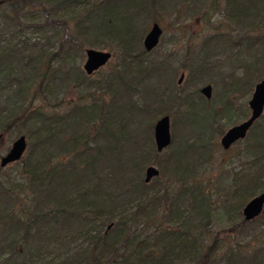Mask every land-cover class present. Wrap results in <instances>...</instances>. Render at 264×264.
Returning <instances> with one entry per match:
<instances>
[{
	"label": "trees",
	"instance_id": "trees-1",
	"mask_svg": "<svg viewBox=\"0 0 264 264\" xmlns=\"http://www.w3.org/2000/svg\"><path fill=\"white\" fill-rule=\"evenodd\" d=\"M178 1L53 0L47 6L36 0H0V20L13 25L20 22L23 12L38 9L44 15L46 27L61 26L63 34L57 39L59 48L48 59L37 47L28 50L7 45L6 50L0 49V133L4 135L23 126L25 130L32 128L35 136L31 160L23 165L20 173L21 184L9 187L0 179V203H4L0 208V260L7 258L4 264H35L39 254L49 247H57L60 239L68 249L73 247V256L60 263L44 259H39V263L178 264L180 255L192 246L191 242L195 244L193 235L202 227L209 233L206 228L211 224L213 209L210 190L199 184L193 189L188 187L189 191L182 190V186L197 183L192 170L195 163L189 161L195 152L191 154L189 147L183 144L185 150L178 147L162 162L159 155L152 157L150 153L151 135L145 137L149 144L145 142L135 151L127 146L133 142L131 123L151 114L149 105L139 108L130 95L139 92L154 101L157 93L153 83L165 71L162 64L146 67L147 60L141 59L149 53L138 45L136 23L139 18L168 12L171 4ZM205 1L208 0H196L193 5L199 6ZM221 1L213 0L212 7L221 11ZM225 2L227 7L223 14L235 20L240 38L226 46H245L254 62V67L248 65L247 71L234 79L226 91L228 94H251L256 84L254 77L264 68V0ZM70 9L76 17L71 20L74 35L64 18L56 20L59 11ZM196 14L194 11L193 17ZM3 35L0 31V43ZM105 37L116 41L123 56V70L105 89L111 92L109 103L104 101L106 94L103 99L98 98L94 92L96 88L88 83L89 78L80 67L66 73L61 64L63 57L68 59L71 53L81 55L88 49L101 47L99 42ZM217 46L213 41L205 44V49L211 52ZM208 52L204 51L203 60L191 67L192 74L205 73V68L210 72L213 62L207 60ZM55 62L59 63L57 67ZM60 77L64 88L69 89L74 81L79 88L87 87L88 94L63 116L52 115L64 105L58 99L48 110H32L41 89H45L43 93L47 96L51 93L49 87L56 88ZM34 87L38 91L32 97ZM88 97L92 99L89 106L85 104ZM158 97L161 102L162 95ZM191 98L186 96L183 101L189 105ZM226 103L230 119L228 110L233 111L234 106ZM199 106L192 103V113L201 109ZM201 115L202 131L198 132L205 136L218 116L213 112ZM148 128L152 132L153 123ZM253 134L246 150L254 156L247 163L251 172L243 171L234 177L231 198L236 202L227 207L234 220L258 191H264V130ZM181 154L185 155L183 162L178 160ZM62 157H65L63 161H56L54 166V160ZM155 163L162 170L161 180L147 184L144 170ZM255 167H258L255 175H250ZM167 178L176 181L181 191L176 193L174 200L170 198L171 184ZM158 217L163 218L164 225H173L183 232H169L158 227L162 231L156 235L159 239L155 238L154 248L150 249L147 243L154 237L148 234L141 239V234L133 233V228L134 225H155ZM239 220L235 225L241 232L245 225ZM218 245H213L211 251H216ZM234 252L225 256L226 264H264L262 251L249 256L238 247ZM211 259V253L204 254L197 264H209Z\"/></svg>",
	"mask_w": 264,
	"mask_h": 264
},
{
	"label": "rangeland",
	"instance_id": "rangeland-1",
	"mask_svg": "<svg viewBox=\"0 0 264 264\" xmlns=\"http://www.w3.org/2000/svg\"><path fill=\"white\" fill-rule=\"evenodd\" d=\"M51 1L53 0H36V3H42L48 6L49 3H52ZM188 1L179 0L176 4H171L168 12L157 14L156 17L151 15L139 18L136 23L138 28L137 31H139L137 41L142 50H144L143 41L154 25H159L161 30H163V36L160 40L159 47L152 51V53H149L148 56L141 59L143 61L147 60L146 67L155 68L160 67L162 64L161 67H163L165 71L162 72V77L160 76V79H155L153 83L157 93V96L153 99L154 101L151 99L148 100L149 98L142 96L139 92L130 95L134 100L133 103L139 108L140 106L144 107L149 105L148 107L151 109V114L150 117H144V115L140 116L138 117L139 119L131 123L132 136L130 139H132L133 142L127 144V146L130 150L135 151L134 149L136 147H141L145 144V137L151 135L153 140H151L150 144L148 141L146 142L150 146V153L152 157L159 155V160L162 162L168 160L169 155H171L174 150H177L178 147L182 146L181 150H185L183 144L189 147V152H191V154L195 152L190 157L192 160L189 161L195 163L192 170L197 176V183L195 185L188 184L187 187L182 186V190L184 191L186 188L189 191L191 188L197 187L196 185L198 184L201 188L204 187V189H206L207 187L210 190L209 196L213 202L211 224L206 228L209 233L202 227L196 232V235H193L196 245H193V241L191 242L192 246L180 255L178 264H197L199 260H201V257L207 253H211L212 255V259L210 260L212 264H226L225 256L234 252L238 247H240L242 253H246L249 256L258 251L264 253V216L250 225L244 224L246 227L243 226L244 229L240 232L236 229L235 224H237V222H235L233 217L231 218L227 208L232 203L236 202L234 198H231L232 191L234 190V177L237 174L241 175L243 171L246 173L251 172L248 169L247 163H250L254 156L246 151L248 147L247 144L250 142L249 139L251 140L253 138V133H261V131L264 130V115L258 121L256 128L250 130L249 136L245 140L240 141L229 151H225L223 146H221V140L224 134L229 129L247 121L251 116L252 113L249 108V101L254 94L255 87L264 79V68H262V71L257 77H254L256 84L251 94H245L244 92H241V94H228L226 87L232 84L234 79L241 77L247 71L248 65L254 67L253 58L249 56V51L245 46L238 47L232 46L231 44L228 45V47L226 46L227 43L240 41V38L238 37L239 27L234 23L235 20L233 21L232 18H228L223 14V10H226L227 7L225 0L221 1V11H219L220 8L217 9L215 5V8L212 7L213 0L201 2L199 6L193 5V2L196 0ZM201 6H204V8L201 9ZM194 11L198 13L196 17H193ZM59 13L56 20H59L60 17L64 18L69 25L71 34L74 35V23L73 21L71 22V20L76 18L75 12H72L70 9L59 11ZM19 17L20 22L13 24L15 26L10 25L11 23L8 24L7 21L0 20V31L4 34V40L0 43V49L6 50L5 47L7 45H12L13 47L19 46L27 48L28 50L32 47H37L43 51L47 59L50 58L52 54L56 53V50L59 48L58 44H60L57 39L63 35L61 26L56 27L52 25L46 27L48 25L45 23L44 15L38 9L31 11L27 10V12H23ZM213 41L217 43L218 46L213 47V50L208 52L207 50L210 49L207 48L206 50L205 44ZM99 43L102 46L94 49L112 54L113 59L104 69L95 73L93 77H88L83 71V65L87 60L86 52H83L81 55H77L76 52L71 53L69 55L70 57H67L68 59L63 57L61 64H63L66 73L72 72L74 67V69L80 67L85 76L89 78L88 83H91V86L96 88L94 92L97 93L98 98L103 99V95L106 94L107 96H104V101L109 103V100H111V92H106L105 89L108 87L109 83H112L111 81L116 80L119 71L123 70V56L122 53H120L118 45H116V41L111 40L109 37H105L104 40ZM141 49L139 51H141ZM204 51L210 53L207 54L209 55L207 56V60L213 62L212 70L210 69L208 73L206 71L209 69L205 68V73L192 74L191 67L195 66L198 60H203L205 55ZM135 56L137 57V55ZM57 64L59 63L55 62V67H57ZM23 74H25V72H23ZM182 75H184V79L180 85L179 82ZM61 79L62 77L58 79L56 88L54 85L49 87L51 93H47V96L43 93L45 89H41L39 98L34 102L35 104H33L32 110H48L49 106L53 105V103H57L56 101L58 99L60 102L64 103V105L62 108L54 110L52 115L56 114L58 116H63L65 113L70 112L74 105L80 103L81 97H85L88 94L89 90H85L87 87L79 88L74 81L69 89L64 88L61 85ZM206 86L212 87L213 97L210 101L204 98L201 93V90ZM100 89H102V92ZM37 91V87L32 89V97ZM159 94L162 95L161 102L158 97L160 96ZM130 96L127 95V97ZM186 96L192 97L189 103L190 106L186 104L187 102L183 101ZM227 101L234 106V108H232L233 111L228 110V113L231 114L230 119L227 118V110L225 109ZM194 102L202 107L199 106L201 109L194 110L192 113L191 104ZM91 103V98L88 97L85 99L86 105L89 106ZM181 111L184 114H182ZM212 112L215 115L217 114L218 118L215 119L211 128H209L208 131L206 130L207 135L204 136L201 132H198L202 131L200 125L202 122L201 114H211ZM166 113L167 115H165ZM212 116L213 115H211V119ZM156 117L159 118L156 119ZM164 117H169L171 121L172 144L162 153H159L156 149L154 131L156 124ZM151 123H153L152 132L148 130V126L151 125ZM142 125L144 126L141 127ZM147 131H149V133ZM21 135L26 136L28 144V148L22 160L12 163L6 168L0 167V179L6 184H9V187L21 184L22 177L20 173L23 165L31 160L35 147L33 129L25 130L23 126L15 127V129L10 130L9 133H4L3 140L0 143L1 163V158L10 151L13 143L20 138ZM184 156L182 154L179 156V162L180 160L183 162L184 159H182V157L184 158ZM152 157L150 156V158ZM64 158L65 157L55 159L53 162L54 166L56 161H63ZM66 159L68 160L69 158L66 156ZM151 166H155L160 170V167L156 163L148 165L144 170V175H146V169ZM257 168L258 167H255V171L253 170L250 175H255L258 170ZM161 174L162 170H160V175ZM159 176L155 177L151 183L161 180ZM167 179L171 184L170 198L173 197L174 200L176 193H179L180 190L178 185L175 184L176 181L171 178ZM261 192L262 191H258L256 195H259ZM3 204L2 202L0 203V208H2ZM5 206H7V204H5ZM185 215L188 217V213ZM163 223V218L158 217L155 225H134L133 233L141 234V239H145L148 234L153 236L154 238L147 243V247L152 249L154 248L153 245L156 243L155 238H158L156 235L162 230L183 232L180 228L177 229L173 225H164ZM158 227H162V230ZM64 244H66L65 241L60 239L57 247H49L44 253L39 254L38 259H36L34 263L41 264L39 263V259H44L46 262L56 260V262L60 263L70 258L74 253V251L71 250L73 247L68 249ZM216 244H219V248L216 251H211L212 246ZM6 259L7 258L0 260V264H4Z\"/></svg>",
	"mask_w": 264,
	"mask_h": 264
},
{
	"label": "water",
	"instance_id": "water-1",
	"mask_svg": "<svg viewBox=\"0 0 264 264\" xmlns=\"http://www.w3.org/2000/svg\"><path fill=\"white\" fill-rule=\"evenodd\" d=\"M163 36V30H161L159 25H154L151 28V31L147 34L144 39V50L147 53H152L160 45V40ZM87 60L85 62L83 71L88 77H93L95 73L104 69L107 64L113 59V55L108 52H101L98 50H87L86 51ZM184 76L180 80V85ZM201 93L204 98L211 100L213 97L212 87L206 86L201 90ZM249 107L251 111V117L239 124V126L233 127L224 134V137L221 140V146L225 150H229L234 143L238 142L241 139H245L248 136L249 130L254 127L255 123L260 120L264 115V79L255 87L254 94L249 101ZM171 121L169 117H164L160 120L154 131V138L156 149L159 153H162L172 144L171 137ZM4 135L0 133V143L3 140ZM28 148L26 136L21 135L11 147L10 151L1 158L0 167L6 168L12 163L19 162L22 160L24 153ZM160 175V170L155 166L148 167L146 169L145 180L147 184ZM244 216L248 221H252L255 218L259 217L264 211V191L259 195L253 197V200L250 201L244 207Z\"/></svg>",
	"mask_w": 264,
	"mask_h": 264
},
{
	"label": "flooded vegetation",
	"instance_id": "flooded-vegetation-1",
	"mask_svg": "<svg viewBox=\"0 0 264 264\" xmlns=\"http://www.w3.org/2000/svg\"><path fill=\"white\" fill-rule=\"evenodd\" d=\"M182 76H184V75H182ZM252 128H253V127H252ZM252 128H251V129H252ZM251 129H250V130H251ZM229 130H230V129H229ZM250 130H249V132H250ZM227 132H228V131H227ZM227 132H226V133H227ZM249 132L247 133L248 136H249ZM248 136H247V137H248ZM247 137H246V138H247ZM246 138H245V139H246ZM245 139H241V140H239L238 142L234 143L233 146H232L229 150H231L233 147H235L236 144H238L240 141H243V140H245ZM229 150H225V151H229ZM254 197H255V196H254ZM252 200H253V199H252ZM252 200H251V201H252ZM247 204H248V203H247ZM247 204H246V205H247ZM246 205H245V206H246ZM245 206H244V207H245ZM244 207L242 208V211L240 212V214H236V215H235V221H238V220H239V217H240V218H241L240 221L242 222V225H243V224L250 225L251 223H254L256 220H258V219H260L261 217L264 216V211H263V213H262L259 217L255 218V219L252 220V221H248V220L245 219V216H244V210H243ZM238 224H239V223H237V225H238Z\"/></svg>",
	"mask_w": 264,
	"mask_h": 264
}]
</instances>
